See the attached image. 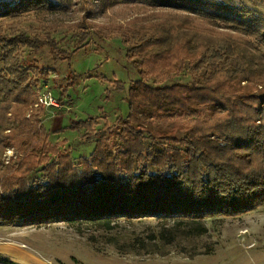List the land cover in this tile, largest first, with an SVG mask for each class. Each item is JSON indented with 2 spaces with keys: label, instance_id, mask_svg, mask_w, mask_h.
Returning <instances> with one entry per match:
<instances>
[{
  "label": "trees",
  "instance_id": "1",
  "mask_svg": "<svg viewBox=\"0 0 264 264\" xmlns=\"http://www.w3.org/2000/svg\"><path fill=\"white\" fill-rule=\"evenodd\" d=\"M163 1L172 3L176 12L157 24L156 39L140 45L159 46L156 54L180 45L193 58L192 69L207 76L152 86L139 69L141 77L128 87V111L115 120L122 125V152L112 154L107 148L108 127L93 131V118L77 123L88 130L82 138L94 142L80 169L68 154L45 143L46 131L39 122L42 105L25 117L37 97L30 72L46 75L48 68L24 64L19 49L38 52L46 47L55 61H66L72 53L60 49L49 34L17 29L18 21L9 23L8 33L0 23V150L10 144L29 151L19 163L10 162L7 173L0 172V223L83 220L108 227L118 218L149 216L196 222L264 205V53L253 44H264V19L241 1ZM54 8L49 0H0V19L19 20L25 13ZM192 18L203 21L208 31L188 26ZM215 27L236 35L209 33ZM178 62L182 71L185 63ZM70 72L66 84L74 80ZM244 79L250 82L240 86ZM257 85L260 90L253 91ZM202 107L209 116H200ZM149 109L195 117L182 124L179 139L169 138L139 122L138 115ZM161 137L174 145L158 141ZM39 168L43 180L31 184L28 178ZM121 169L127 172L124 180L118 176ZM204 231L201 226L199 232Z\"/></svg>",
  "mask_w": 264,
  "mask_h": 264
},
{
  "label": "rangeland",
  "instance_id": "2",
  "mask_svg": "<svg viewBox=\"0 0 264 264\" xmlns=\"http://www.w3.org/2000/svg\"><path fill=\"white\" fill-rule=\"evenodd\" d=\"M49 1L55 7L51 11H31L19 20L0 19V23L4 33H8L9 23L18 21L17 29L29 35L49 34L60 49L72 53L66 61H55L46 47L38 52L19 49L24 64L48 68L46 75H34L33 69L30 72L36 79L32 85L36 96L52 95L56 101V105L35 106V97L25 117L39 112L42 105L39 122L46 131L45 143L68 154L77 169L81 168V158H87L94 149L93 141L82 138L88 130L77 125L87 119L96 121L93 131L108 127L104 136L107 148L112 154L122 152V125L115 120L128 111V87L141 77L139 69L142 78L152 86L192 83L207 76L192 69L190 60L193 58L190 59L187 50L180 45L162 54H156L160 47L152 43L140 45L147 38L156 39L157 24L166 14L176 12L170 2ZM233 1L243 2L264 19V0ZM187 25L208 31L207 25L198 18H192ZM217 32L236 35L230 29L216 27L209 33ZM253 44L264 53V44ZM128 49L130 60L125 56ZM180 60L185 63L182 71L178 66ZM70 71L75 75L74 80L66 84ZM116 82L121 87L118 88ZM248 82L244 79L240 86ZM260 88L257 85L253 91ZM200 109V116L210 115L207 107ZM191 117L157 114L151 109L138 115L142 126L166 132L169 138L176 139L184 134L182 124ZM158 141L174 145L172 140L162 137ZM217 141L224 145L222 139L217 138ZM147 144L145 141V146ZM26 151L5 145L0 150V172L5 173L10 162L19 163ZM120 160L117 159L118 165ZM126 175L122 169L118 172L122 180ZM42 180L40 168L28 178L31 184ZM201 226L205 227L202 233L199 232ZM0 264H264V205L241 214L216 215L196 222L149 216L118 218L108 227L83 220L0 223Z\"/></svg>",
  "mask_w": 264,
  "mask_h": 264
},
{
  "label": "built area",
  "instance_id": "3",
  "mask_svg": "<svg viewBox=\"0 0 264 264\" xmlns=\"http://www.w3.org/2000/svg\"><path fill=\"white\" fill-rule=\"evenodd\" d=\"M40 103L56 105V101L52 97V95H43V96L42 95H38L37 96V101L35 103V106H37Z\"/></svg>",
  "mask_w": 264,
  "mask_h": 264
}]
</instances>
